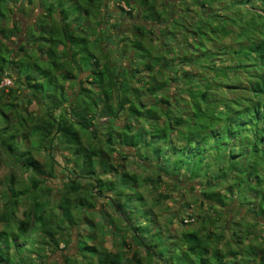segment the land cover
Listing matches in <instances>:
<instances>
[{
	"label": "trees",
	"instance_id": "trees-1",
	"mask_svg": "<svg viewBox=\"0 0 264 264\" xmlns=\"http://www.w3.org/2000/svg\"><path fill=\"white\" fill-rule=\"evenodd\" d=\"M119 1L125 36L101 38L105 0H38L25 28L0 27L25 37L0 36V169L35 176L0 179V264H47L82 225L65 264H264V0Z\"/></svg>",
	"mask_w": 264,
	"mask_h": 264
},
{
	"label": "rangeland",
	"instance_id": "rangeland-1",
	"mask_svg": "<svg viewBox=\"0 0 264 264\" xmlns=\"http://www.w3.org/2000/svg\"><path fill=\"white\" fill-rule=\"evenodd\" d=\"M37 1L38 0H32L31 2H28V0H2L3 4L1 5V9H4L5 7H12L13 8V11L9 14L8 18H1L0 19V27L3 26L5 28H8V27H11L12 25V22H15L16 24L21 25L22 27H26L29 23L33 22V18L34 16L41 11V8H39V5L37 4ZM123 2H120L119 0H105V3L104 5H106V8H103L102 9V13H104L103 15L105 16V20L108 21V24H104L102 25V29L104 32H100V36L101 38H105V34L107 33H111V34H119L121 32V35L123 34L124 36L125 35H129V34H125V30H126V26H130L129 22L123 20L121 23V26H124V28L122 27H118L116 26V20L118 19V17L121 15L120 13V10H119V4L122 5ZM224 2H220V4H223ZM1 4V3H0ZM4 5V8L2 7ZM30 9V11H29ZM190 14V13H189ZM193 14V13H192ZM191 15V14H190ZM200 15L202 16V13L200 12ZM200 16V17H201ZM115 19V21H114ZM189 22H192L193 21V16H191V18H189L188 20ZM111 24H115V25H111ZM120 24V23H119ZM32 27L30 28V31H31ZM34 31V34L37 32L36 29H33L31 32ZM109 31V32H107ZM0 36L2 37V39L13 49H16L17 46L24 42V35L19 32L17 34V37L16 38H11V39H6L7 36L5 35V31L4 32H0ZM94 36V34H93ZM28 39V38H27ZM114 45H112L111 49L112 52L110 53V57L113 61H115V63H118L120 64L121 61L119 58L116 59L115 57V53H114ZM22 56L21 55H18V60H21ZM24 59V58H23ZM122 64V63H121ZM40 74L36 73V78L39 80L40 77H39ZM82 76L84 75V73L81 74ZM82 78V77H81ZM7 80H9L10 82L8 83ZM14 78H10V77H4L2 81H6L8 84H4V85H7V86H12V87H15L17 88L19 85L17 82L14 83ZM2 84V82H1ZM85 85H88L87 83ZM65 87H66V95L70 96L72 91L76 90V87L75 85L73 84H68V82H65ZM22 102L23 99H20ZM147 100H152L150 99V97L147 99ZM20 105H22L21 102H19ZM44 108H47L46 105H40L39 103H36V102H33L31 103L30 105H28V109L29 110H32L34 111L35 113H41L42 110H44ZM105 117L102 116V118L99 120L102 127H106V126H109V125H114V126H122V124L125 123V120H126V115L124 113H121L120 116L118 117V119H103ZM102 122H104L102 124ZM137 124L136 122H134V125ZM141 126L142 125H145V123H141L140 124ZM100 126L99 129H101V131H105V129L103 130ZM101 137V136H100ZM28 145V140L27 139H23L21 140V146L22 147H27ZM61 147V146H60ZM33 154L34 156L42 163H47L48 161H50V156L46 153V152H43V151H40V150H37V149H34L33 150ZM53 161H56V164L55 165V169H56V172L58 173L57 174V177L55 178H50L48 179L45 184L48 185V186H51L53 188H58V189H61L62 187V180L64 179V174H62V169H63V165L66 164V162L64 160H62L61 158V155L59 154V152H56L53 154ZM132 160V159H131ZM61 163V165H58V163ZM130 165V170H133V171H136L137 173H139L140 175L144 176V175H148L149 174V168L147 167H140L138 166L137 163H129ZM11 169H14V171H16L18 173V176H19V179H21L22 182H25V183H29L31 181V179L34 176V174L32 172H28L26 171L25 169L21 168V167H18L16 166V164H14V166L10 167V166H2L1 169H0V179H3V177L7 176L10 172ZM164 189L162 188L161 191H163ZM146 192L148 191L147 189L145 190ZM191 198L192 196L187 194L186 197L184 198V202L187 203V202H190L191 201ZM0 201H3V199H0ZM101 202V200L99 201ZM2 203V202H0ZM52 203V202H51ZM170 206H171V202H170ZM22 209V208H21ZM110 209V208H109ZM172 209V208H171ZM111 211V209H110ZM195 211H198L197 208H195ZM54 213H58L57 210H54ZM202 215V213H201ZM171 213H162V216L160 217V220H169L171 219ZM94 219H98L97 216L94 214ZM173 224V228L175 227V231L178 232V230L183 227L185 224L184 223H180L179 224V220L177 219L174 220L172 222ZM83 225H82V228H76L74 227L72 229V232H71V239H70V244L66 247V248H62L61 250H57L55 251L54 253H50L48 255V258H47V264H65V257H67L68 255L73 257L74 259H76V261H79L81 262V257H77L75 256V252H76V249H75V245L77 244L78 242V235L80 233H82V229H83ZM65 230H66V227H65ZM79 231V232H78ZM86 231V230H85ZM175 232V234L177 233ZM85 233V232H84ZM36 235V233H35ZM34 235V236H35ZM83 235V234H82ZM87 234H84V236H86ZM31 237L33 235H30ZM33 236V237H34ZM41 236L40 233L38 232V234L35 236L36 239H38V237ZM40 239V237H39ZM99 239V237H98ZM106 246L108 247H111V243H110V240L109 238H106V243H105ZM60 247H62V244H60ZM25 256L28 258L29 255L27 254V252H25Z\"/></svg>",
	"mask_w": 264,
	"mask_h": 264
},
{
	"label": "built area",
	"instance_id": "built-area-1",
	"mask_svg": "<svg viewBox=\"0 0 264 264\" xmlns=\"http://www.w3.org/2000/svg\"><path fill=\"white\" fill-rule=\"evenodd\" d=\"M7 82L9 83L10 81L9 80H7ZM6 81H2V85H4V84H8ZM104 120L106 119V117L105 118H103Z\"/></svg>",
	"mask_w": 264,
	"mask_h": 264
}]
</instances>
